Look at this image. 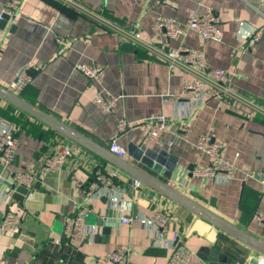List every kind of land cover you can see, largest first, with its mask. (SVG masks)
<instances>
[{
  "label": "crops",
  "instance_id": "0c3cea01",
  "mask_svg": "<svg viewBox=\"0 0 264 264\" xmlns=\"http://www.w3.org/2000/svg\"><path fill=\"white\" fill-rule=\"evenodd\" d=\"M12 3V27L0 42L1 85L7 87L27 67L32 81L20 93L24 99L108 149L115 135L127 150L125 159L133 163L131 145L167 151L176 166L169 180H161L264 241V223L254 218L257 210L264 212V115L225 98L210 97L193 110L186 100H172L170 95L181 90L190 73L171 70L122 34L129 30L165 49L181 43L201 49L205 67L233 69L231 85L264 105V1L0 0L6 8ZM207 9L218 19L219 41L194 31L182 40L153 32L157 15L184 21ZM79 63L101 65V81L77 70ZM97 88L119 96L113 113L104 114L93 103ZM155 114L165 115L169 125L158 144L145 141L141 124ZM122 117L129 124L118 132ZM0 118L14 127L18 138L12 163L4 166L0 161V221L7 213L22 217L17 230L0 232V264H114L107 253L124 247L131 249L128 264H177L171 260L175 233L181 235L178 244L193 253L187 264H256L262 256L143 182L135 187L127 173L1 98ZM201 134L223 144L224 156L235 165L233 174L192 175L193 167L213 164L195 146ZM65 143H71L73 155L60 170L37 177L42 179L40 191L48 193L42 208L29 214L10 195L14 173L38 175L45 158ZM97 168L116 175L112 186L89 198ZM79 206L89 208L82 220L96 229L70 244L63 239L64 224ZM159 210L169 220L157 245L143 219ZM123 217L130 222L124 223Z\"/></svg>",
  "mask_w": 264,
  "mask_h": 264
},
{
  "label": "built area",
  "instance_id": "2783aa9c",
  "mask_svg": "<svg viewBox=\"0 0 264 264\" xmlns=\"http://www.w3.org/2000/svg\"><path fill=\"white\" fill-rule=\"evenodd\" d=\"M15 8L16 3H12L6 10L13 14ZM217 23L218 19L213 11L207 9L202 14L194 13L190 15L184 21L170 16L157 15L152 29L155 35H164L171 40H182L190 31H194L204 39L219 41L222 37V31L219 29ZM122 34L133 45L141 47L153 57L167 63L171 70L182 69L190 73V78L184 82L181 90L177 94L170 95L172 100H186L191 107L189 108L193 110L203 105L210 97L225 98L232 102H240L250 107L253 111L264 115V105L247 97L231 85V79L235 74L233 69L205 67L206 57L201 49L192 48L182 43L178 46H171L165 49L153 41L141 39L129 30H122ZM253 37L257 40L259 33H255ZM76 68L95 82H100L104 75V68L101 65L79 63L76 65ZM31 81L32 75L27 67H24L9 82L7 88L16 94H20ZM92 101L104 114H110L116 110L119 96L107 94L104 90L97 88L92 96ZM128 124V121L124 117L119 118L117 121L118 132L124 131ZM141 124L144 129V139L149 143H160L162 132L169 129L168 119L163 114L148 116ZM168 144L172 145L173 142L169 141ZM17 145L18 138L15 135L14 127L0 118V161L4 166L9 165L14 160ZM195 146L200 151L206 153L213 164L207 167H193L191 169L192 175L216 178L220 174L222 176H229L235 172V165L224 156L223 144L218 140H214L210 134L199 135L195 141ZM109 150L121 158L127 156L126 148L118 143L115 135L109 141ZM73 153L74 148L71 143H65L60 149L45 158L43 169L38 175L35 172L20 170L14 173L12 182L31 188L37 177L60 170ZM115 175L116 173L113 172L112 176H109L103 169L97 168L95 170V180L89 186L88 197L95 198L99 195L101 188L112 186V177ZM134 185L135 187H139L141 181L135 180ZM260 185L264 189V173L260 177ZM112 200L116 201L117 196L112 197ZM88 211V207L79 206L76 214L65 221L64 233L72 242L83 241L87 234L95 231V225L88 227L82 220ZM254 218L257 222L264 223V212L257 210ZM21 220L22 217L19 213H7L0 221V232H13L17 230ZM121 220L124 223H128L131 219L123 217ZM168 220L169 216L160 210L156 211L154 215L143 219L146 227L151 232L153 243H157V245L161 244ZM173 238L175 244L171 260L177 264L189 263L193 253L178 244L181 238L179 233H175ZM130 252L131 249L129 247L118 248L107 253V258L114 264H128ZM256 264H264V256H260Z\"/></svg>",
  "mask_w": 264,
  "mask_h": 264
},
{
  "label": "water",
  "instance_id": "95a60500",
  "mask_svg": "<svg viewBox=\"0 0 264 264\" xmlns=\"http://www.w3.org/2000/svg\"><path fill=\"white\" fill-rule=\"evenodd\" d=\"M13 17L14 14L9 13L6 10V7L0 5V42L6 32L11 30V21ZM0 98L45 124L60 135L86 148L91 153L99 156L117 169L127 173L130 176V180L135 179L143 182L145 185L151 187L176 204L209 222L220 231L264 256V241L214 213L160 179V177H163L164 179L169 180L172 176L171 172L176 166L175 162L169 158V153L167 151H157L152 148H147L142 144L139 146L131 145L128 152L136 161V163H133L125 158L115 155L108 148L94 142L68 124L27 101L20 94L12 92L6 86L1 84ZM41 182L42 179L38 178L31 188L15 183H12L11 185V197L21 208L27 210L29 214H33L34 211L42 208L43 198L45 194L48 193V191L45 190L40 191ZM102 221H100L99 224H102ZM106 230L108 229L106 228ZM63 239L70 244L72 243L70 238L65 235H63Z\"/></svg>",
  "mask_w": 264,
  "mask_h": 264
},
{
  "label": "trees",
  "instance_id": "16d2710c",
  "mask_svg": "<svg viewBox=\"0 0 264 264\" xmlns=\"http://www.w3.org/2000/svg\"><path fill=\"white\" fill-rule=\"evenodd\" d=\"M119 23H121V22L119 21ZM139 54H140V55H145V53H143V52H140V51H139Z\"/></svg>",
  "mask_w": 264,
  "mask_h": 264
}]
</instances>
